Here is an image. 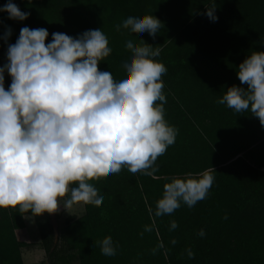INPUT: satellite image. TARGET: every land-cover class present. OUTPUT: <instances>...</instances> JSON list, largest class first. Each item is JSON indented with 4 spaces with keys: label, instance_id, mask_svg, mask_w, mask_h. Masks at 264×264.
<instances>
[{
    "label": "trees",
    "instance_id": "16d2710c",
    "mask_svg": "<svg viewBox=\"0 0 264 264\" xmlns=\"http://www.w3.org/2000/svg\"><path fill=\"white\" fill-rule=\"evenodd\" d=\"M9 0H0L3 8ZM30 13L27 20L0 11V51L8 52L23 27L47 29L78 38L100 29L112 52L99 64L114 80L126 77L128 40H143L162 51L156 62L161 78L164 119L178 130L175 143L156 161L153 176L119 173L90 181L104 196L100 207L84 204V214L66 219L58 241L51 222L35 217L49 264H264V126L250 111L236 113L216 101L232 86L242 85L239 65L253 52H264V0H11ZM216 6L218 21L206 8ZM129 16H154L163 27L155 39L116 25ZM7 28L12 35L7 42ZM8 63V59H7ZM10 84L5 80V89ZM157 104L162 102L157 101ZM208 170L214 176L209 195L189 208L155 217L156 203L172 178ZM76 185H73L75 187ZM152 210V215L149 213ZM19 209H0V264H24L23 250L33 247L16 235L25 228ZM227 216V219L224 217ZM59 211L55 218L59 219ZM178 227L170 231V222ZM153 231L145 232V225ZM203 229L206 235L198 233ZM143 232V236L141 233ZM111 236L117 254H101L97 241ZM177 243L173 245L172 240ZM164 244L155 255L152 249ZM191 249L194 258L189 259Z\"/></svg>",
    "mask_w": 264,
    "mask_h": 264
},
{
    "label": "clouds",
    "instance_id": "9594fccd",
    "mask_svg": "<svg viewBox=\"0 0 264 264\" xmlns=\"http://www.w3.org/2000/svg\"><path fill=\"white\" fill-rule=\"evenodd\" d=\"M0 11L18 21L30 15L11 0ZM215 12V5L206 8L212 22L218 21ZM162 27L154 16H129L116 25L117 31L147 32L154 39ZM11 35L7 28L4 40ZM48 36L44 28H21L16 43L8 45V63L0 67V209H19L32 217L55 214L61 201L66 211L80 203L100 207L104 196L90 181L123 167L153 176L158 157L178 134L164 119L161 78L167 68L155 60L161 46L128 40L126 77L116 81L112 73L99 70L112 52L102 30H88L78 38L57 32L46 44ZM5 72L12 78L8 90ZM237 76L247 87L228 88L216 103L240 114L250 111L264 126V52L248 56ZM214 179L208 170L172 178L156 203L155 217L171 215L182 204L194 207L207 198ZM154 225H145L144 231H153ZM177 227L170 222V231ZM198 235L206 233L201 229ZM96 244L104 256L117 254L119 245L111 236ZM163 248L159 243L152 254ZM187 255L194 258L191 249Z\"/></svg>",
    "mask_w": 264,
    "mask_h": 264
},
{
    "label": "rangeland",
    "instance_id": "374dc122",
    "mask_svg": "<svg viewBox=\"0 0 264 264\" xmlns=\"http://www.w3.org/2000/svg\"><path fill=\"white\" fill-rule=\"evenodd\" d=\"M23 12H25V10H23ZM6 64H7V53L2 50L0 51V67H3ZM4 76H5L6 82L11 85V82H12L11 76L7 72H5ZM51 218H52L51 214L49 218L48 216L44 215V217H42V222L43 223H46L48 221L51 222ZM58 225H59L58 230H59V237H60V234L65 227V223L64 222L62 224L58 223ZM38 230H39L38 227L36 229L31 230L29 232L28 239H26V236L23 237V239L25 240L23 242L31 243L33 245L31 249L23 250L26 264H49L48 256L41 246V237H40V233ZM73 264H76V259L73 261Z\"/></svg>",
    "mask_w": 264,
    "mask_h": 264
},
{
    "label": "crops",
    "instance_id": "0c3cea01",
    "mask_svg": "<svg viewBox=\"0 0 264 264\" xmlns=\"http://www.w3.org/2000/svg\"><path fill=\"white\" fill-rule=\"evenodd\" d=\"M59 212H60V217L59 219H56V220L58 221L57 223L62 224L66 219H70V218L75 219V218L81 217L85 212L84 204L83 203L74 204L71 209H68L66 211L63 208V201H61V208L59 209ZM24 220H25V225H26L25 228L22 230H18L16 232V235L20 241H25L23 239L24 236H26V239H28L29 232L37 228L35 217H32L31 215H27L24 217ZM23 261H24V264H26L24 253H23Z\"/></svg>",
    "mask_w": 264,
    "mask_h": 264
},
{
    "label": "water",
    "instance_id": "95a60500",
    "mask_svg": "<svg viewBox=\"0 0 264 264\" xmlns=\"http://www.w3.org/2000/svg\"><path fill=\"white\" fill-rule=\"evenodd\" d=\"M51 223L53 225V228H54V232H55V241L57 242L58 239H59V225L57 223V220L55 218V214H51Z\"/></svg>",
    "mask_w": 264,
    "mask_h": 264
}]
</instances>
